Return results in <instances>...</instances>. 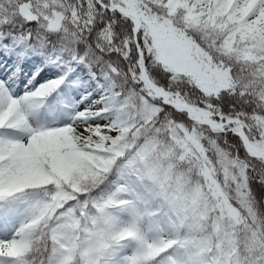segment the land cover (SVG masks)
Segmentation results:
<instances>
[{
  "label": "snow or ice",
  "instance_id": "1",
  "mask_svg": "<svg viewBox=\"0 0 264 264\" xmlns=\"http://www.w3.org/2000/svg\"><path fill=\"white\" fill-rule=\"evenodd\" d=\"M45 3L0 0V27L16 18L36 22L44 30L43 46L37 42L29 47L54 67L63 70L68 64L60 51L89 66L102 60L97 50L111 51L123 60L130 55L138 62V78L148 81L151 60L167 73L165 87L157 86L155 93L161 101L169 99L172 85L187 83L214 98L207 107L219 114L205 122L212 129H230L229 136L240 137L248 132V121L264 127L259 107L264 104V0H59L49 7L60 13L41 27L38 7ZM117 25L126 30L119 37ZM49 34L58 38L49 40ZM33 38L26 34L27 40ZM81 44L87 48L82 55L76 53ZM225 57L231 62L225 63ZM109 64L103 68L111 80ZM65 79L48 80L24 96L13 95L9 83L0 79V220L22 210L28 217L12 232L0 225V264H40L33 259V236L42 228L49 245L41 249L43 264H250L238 239L232 248L218 249L215 238L207 243L202 230L193 226L196 218L187 201L158 204L161 197L153 181L172 174L178 161L194 159L198 133L183 125L182 117L162 125L163 108L156 105L136 125L140 132L133 138L115 108L113 82L107 98L113 100L110 110L117 112L123 134L82 151L72 134L73 121L95 124L103 113L76 108L71 122L55 128L54 120L35 119ZM225 98L232 101L227 108ZM209 147L217 146L209 140L200 151L207 153ZM250 150L264 159L258 145ZM113 175L112 191H93ZM40 194L42 198H34ZM212 227L209 217L207 232ZM256 235L258 244L249 251L264 245V236ZM253 260L264 264V256Z\"/></svg>",
  "mask_w": 264,
  "mask_h": 264
},
{
  "label": "clouds",
  "instance_id": "2",
  "mask_svg": "<svg viewBox=\"0 0 264 264\" xmlns=\"http://www.w3.org/2000/svg\"><path fill=\"white\" fill-rule=\"evenodd\" d=\"M58 3L59 0H46L43 7H38V14L43 17L40 21L41 27L46 25L50 16L56 17L60 13L57 7H49ZM113 30L116 31L115 25ZM121 31L126 32L122 28ZM117 36L119 37V32ZM122 55L127 54L122 53ZM224 62H231V58L225 57ZM137 63L128 55L123 62L116 59L108 65L111 68V81L117 85L114 97L115 108L120 110V119L124 121L131 136L135 138L140 132L136 125L144 119V114L152 107L161 105L163 115L159 119L162 125L166 120L182 117L183 125L192 128L200 137V147L192 153L194 159L190 163L178 161L172 174L153 181L161 197L158 204L169 203L174 199L187 201L196 218L193 226L202 230L207 243L211 244L215 238L218 249L222 246L232 248L238 239L243 245L241 255L250 264H255L253 257L264 256V245L257 246L255 252L249 249L254 244H258L257 233L264 236V232L261 231L264 228V198H257L253 183L260 181L259 184L264 186V159L255 158L250 148L255 144L264 150V127L257 128L255 122L248 121L245 124L248 132L240 137L229 136L230 129L228 131L223 128L212 129L205 122L219 114L210 112L207 107L214 103V98L206 97L187 83H180L169 88L168 100L161 101L155 93L157 86L163 89L165 85L153 75V72L161 71L165 76L167 73L162 66L153 65L149 60V80L143 81L138 78ZM139 71L140 74L143 73L142 69ZM111 95V87L105 88L101 92L100 99L94 100L89 105V108L95 109L98 114L103 113L95 124L73 121L76 126L72 129V134L82 151L95 149L100 144L106 143L105 137L119 139L123 134L121 126L116 121L117 112L110 110L113 107V100L107 97ZM172 96H175V99H171ZM249 99L256 103L254 97ZM168 103L173 107H167ZM48 107L47 105L45 109H41L35 119L45 122L42 116ZM259 107L264 109V104H260ZM47 122L52 124V121ZM52 126L55 128L60 124L56 122ZM209 140L214 141L217 147H209L207 153L200 151L201 147L208 145ZM249 169L254 171H248ZM245 174H247V182L244 180ZM114 180L113 175L102 187L93 191L97 194L112 191ZM34 198L40 199L42 194ZM20 217L19 225L28 220L23 210L20 212ZM209 217L213 225L211 232H207L206 229ZM33 240V259H39L40 264H43L41 249L49 246L45 229L42 228L38 234H34ZM36 253L40 255L37 256Z\"/></svg>",
  "mask_w": 264,
  "mask_h": 264
},
{
  "label": "rangeland",
  "instance_id": "3",
  "mask_svg": "<svg viewBox=\"0 0 264 264\" xmlns=\"http://www.w3.org/2000/svg\"><path fill=\"white\" fill-rule=\"evenodd\" d=\"M0 32L4 33L0 37V61L2 62L0 79L9 83L13 95L23 96L25 92L31 91L48 80L66 76L65 82L57 92L48 97L47 115L44 113L42 116V119L46 121L54 120L60 125L71 122V115L76 108L91 105L94 100L100 99L101 92L105 88L113 87V81L105 72L98 73L92 66L78 63L72 58L73 54L60 51V54L64 55L68 61L67 66L61 70L47 63L45 56L36 54L29 47L33 43L26 39V35L12 33L5 25L0 27ZM11 56H21V63L16 64L8 60ZM45 69L55 71V74L46 79ZM70 77L72 81L69 80ZM70 83L78 85L79 88L73 91L67 87Z\"/></svg>",
  "mask_w": 264,
  "mask_h": 264
},
{
  "label": "trees",
  "instance_id": "4",
  "mask_svg": "<svg viewBox=\"0 0 264 264\" xmlns=\"http://www.w3.org/2000/svg\"><path fill=\"white\" fill-rule=\"evenodd\" d=\"M5 26H7L9 28V30L12 33H18V34H24L26 35L27 33L31 32L33 34V39L31 40L33 44H36L37 42H39V44L41 46H43V40L40 38L41 34L44 32V30L42 28H40L36 22H26L24 21L22 18H16V20L14 22H9L8 24H6ZM117 31H121V26L117 25ZM49 40H56L58 38L57 34H49L47 37ZM88 40L90 42L93 41V37L89 36ZM94 46V45H93ZM81 49L87 50L86 46L81 44L78 45L77 49H76V53L77 54H83V52L81 51ZM72 54L71 52H67ZM97 53L102 57V60L96 62L94 61L92 63V67L98 72V73H103L104 68L103 65L104 63H112L113 60L119 59L121 62H123V58L114 52L111 51H107V52H100L99 50H97ZM21 56H11L8 60L12 61L13 63L16 64H20L21 63ZM6 63V62H4ZM2 64V62L0 61V65ZM12 72V70H11ZM8 73L9 70H8ZM153 75H155L158 79H160V81L163 83L166 80V76L161 72V71H154ZM37 79V78H36ZM231 99L230 98H225V100L223 101L224 107L227 108L230 103H231ZM253 187L257 193V198L258 199H262L264 198V186L258 184V183H253Z\"/></svg>",
  "mask_w": 264,
  "mask_h": 264
},
{
  "label": "bare ground",
  "instance_id": "5",
  "mask_svg": "<svg viewBox=\"0 0 264 264\" xmlns=\"http://www.w3.org/2000/svg\"><path fill=\"white\" fill-rule=\"evenodd\" d=\"M55 74V71L45 69L44 75L46 79L49 77L53 76ZM70 81H72V78H69ZM67 87H70L73 91L77 88H79L78 85L70 83L67 85ZM20 213H16L13 216H11L7 221H2L0 220V225H3V227L8 231L12 232L15 230V228L19 225V220H20Z\"/></svg>",
  "mask_w": 264,
  "mask_h": 264
}]
</instances>
